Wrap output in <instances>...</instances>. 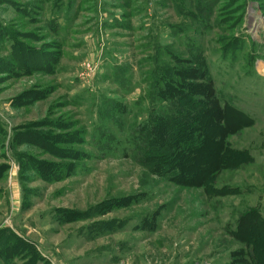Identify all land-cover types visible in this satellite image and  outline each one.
I'll use <instances>...</instances> for the list:
<instances>
[{
	"label": "rangeland",
	"instance_id": "rangeland-1",
	"mask_svg": "<svg viewBox=\"0 0 264 264\" xmlns=\"http://www.w3.org/2000/svg\"><path fill=\"white\" fill-rule=\"evenodd\" d=\"M263 219L264 0H0V264H264Z\"/></svg>",
	"mask_w": 264,
	"mask_h": 264
},
{
	"label": "trees",
	"instance_id": "trees-1",
	"mask_svg": "<svg viewBox=\"0 0 264 264\" xmlns=\"http://www.w3.org/2000/svg\"><path fill=\"white\" fill-rule=\"evenodd\" d=\"M157 67V66H156ZM155 76H154V79H153V84H155V82H159V81H161L165 76H164V74H163V72H156V74H154ZM163 89H164V87H162V83L160 84V85H156V87H154L153 88V93H155V95H159V97H161V98H163V94L161 93V92H163ZM161 93V94H160ZM166 102V101H165ZM168 107L170 108V106L168 105ZM235 110L236 111H238V112H240L241 114H244L241 110H239V109H237V108H235ZM244 115H246V114H244ZM151 117H153V119H152V122L154 123V124H156L157 123V121H159L160 119H162L163 117H162V115L161 114H152L151 115ZM187 126H188V123H186V122H184V124H182L181 126H180V128H182V131H184V129L183 128H187ZM183 135H185V133L183 132L182 133V137H184ZM180 136V135H179ZM137 137V136H136ZM165 163H164V165H163V168L165 169V171L166 172H168V170L169 171H173V169H174V171H175V173H176V175H177V172H179L180 170L178 169V168H175L176 166L178 167V165L179 166H181V164L180 163H178L177 161H164ZM262 219V218H261ZM264 220V219H263ZM25 245V244H24ZM37 255H38V253H37ZM22 258V257H21Z\"/></svg>",
	"mask_w": 264,
	"mask_h": 264
}]
</instances>
